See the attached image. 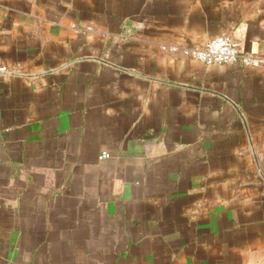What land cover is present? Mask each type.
I'll list each match as a JSON object with an SVG mask.
<instances>
[{"label":"crops","instance_id":"1","mask_svg":"<svg viewBox=\"0 0 264 264\" xmlns=\"http://www.w3.org/2000/svg\"><path fill=\"white\" fill-rule=\"evenodd\" d=\"M1 67L0 264H264V0H0Z\"/></svg>","mask_w":264,"mask_h":264},{"label":"built area","instance_id":"2","mask_svg":"<svg viewBox=\"0 0 264 264\" xmlns=\"http://www.w3.org/2000/svg\"><path fill=\"white\" fill-rule=\"evenodd\" d=\"M188 55L204 65L230 64L237 62L244 66L258 68L263 64V58L257 55L241 53L228 34H221L209 39L202 48H191L188 50ZM3 70L4 68L1 67L0 71ZM106 157H108V154L105 152L102 154V158Z\"/></svg>","mask_w":264,"mask_h":264}]
</instances>
